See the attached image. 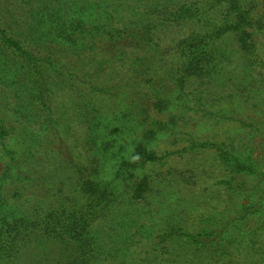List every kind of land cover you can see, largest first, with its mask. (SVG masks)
Here are the masks:
<instances>
[{
	"label": "trees",
	"instance_id": "obj_1",
	"mask_svg": "<svg viewBox=\"0 0 264 264\" xmlns=\"http://www.w3.org/2000/svg\"><path fill=\"white\" fill-rule=\"evenodd\" d=\"M17 1L23 9L21 17L6 19L5 7H0V92L13 98L8 110L11 122L6 114H0V159H5L0 173V259L13 260L29 243H38V236L59 242L69 250L70 260L65 264H101L111 257H123L136 241L135 236L132 239L126 234L143 232V224L136 218L143 207L139 205L134 215L125 216L119 224L112 223L111 213L153 191L146 167L169 154L159 155L151 147L156 136L175 132L177 120L184 118L187 111L206 118L228 119L230 112L237 114L235 104L241 107L250 100L264 102V87L255 78L258 67L264 68L259 42V35L264 33V16L256 15L255 0H209L208 9L210 5L226 8L223 23L210 30V22L198 17L194 2L180 5L171 14L172 21H195L204 30L192 29L172 44L179 63L167 68L162 60L164 49L159 40H154V24L148 20L115 21L111 7L102 8L96 0ZM227 33L235 38L237 52L245 56V67L253 73L244 75L250 79L240 78L236 94L222 97L230 101L229 110L216 104L218 98L210 99L205 94L210 83L232 79L230 72V79H223V70L234 63L235 51L218 52L210 47L215 38ZM51 44L67 47L63 49L74 54V59L62 56V50L54 52ZM128 45L147 57L134 56L133 68L117 84L104 78L110 59L95 62L86 58L104 47L114 51L113 59L124 63L128 57L123 46ZM73 62L77 63L75 68ZM94 62L96 66H91ZM84 66L88 68L86 72L81 71ZM56 90H65L83 107L82 143L75 139L71 144L60 124L52 102ZM160 114L166 119L156 116ZM16 122L25 126L26 136L41 143L48 141V146L56 144L67 155L65 164L73 174V200L57 195L63 188L58 182L60 191L54 190L52 198L43 200L40 212L34 215L24 216L13 204L22 196L19 184L28 179L21 153L11 145L25 137ZM257 123L252 124V131L257 130ZM197 141L192 140L190 146L214 147L231 175L240 174L245 179L244 176L263 174L251 153L238 150V144L229 148L218 142ZM233 176L226 182L228 190ZM236 185L245 186V182L236 181ZM200 220L195 233L176 226L165 228L154 248L159 242L165 244L170 235H179L186 239L181 244L186 249L192 246L197 251L214 252V246L227 241L232 225L223 222L220 212L208 213ZM100 236L109 240L106 247L100 244ZM243 240L237 237L233 242L242 244ZM224 252L218 256H225ZM180 255L177 263L185 264L184 255Z\"/></svg>",
	"mask_w": 264,
	"mask_h": 264
},
{
	"label": "rangeland",
	"instance_id": "obj_2",
	"mask_svg": "<svg viewBox=\"0 0 264 264\" xmlns=\"http://www.w3.org/2000/svg\"><path fill=\"white\" fill-rule=\"evenodd\" d=\"M96 1L102 8L111 7L110 11L113 12L112 16L116 18L115 21L122 18L121 21L127 23L139 20L152 22V25L154 24V40H159L164 49L162 60L165 61L167 68L179 63L172 44L192 29L204 30V28L199 29V24L194 23L195 21L173 22L171 14L180 5L194 2L199 10L198 17L210 22V30H213L223 23L226 9L223 5H210V9H208L209 0ZM255 4L256 15L264 16V0H255ZM1 6L5 7L4 16L6 19L20 16V11L23 10L20 9L21 6L17 0H0ZM259 42L264 57V33L259 35ZM52 45L55 47H53L54 52L62 50V56L70 58L71 61L74 59V54L71 55L70 52L63 49L67 47L62 45L56 47L54 44L50 46ZM46 47L48 48V45ZM210 47L218 52L235 51L234 63L223 70V79H230L229 72L232 79L228 82L226 80L212 82L206 86L208 90L205 92L210 99L218 98L220 101L216 104L221 108L229 110L230 101L222 97L232 92L236 94L240 78L249 73L251 76L253 73L245 67L243 62L245 56L237 52L238 44L233 35L227 33L215 38ZM123 48H125V56L128 57L124 63L123 60L113 59L114 51L104 47H98L86 58L91 57L95 59V62L96 60L107 62L110 59L108 74L104 78H110L112 84H117L126 78V71L133 68L134 56H145L140 50L130 45L123 46ZM95 62L91 66H96ZM76 65L77 63H72L74 68ZM87 70L88 68L86 69L85 66L81 69L83 72ZM257 71L258 75L255 76L254 72V76L260 79V85L264 87V79H262L264 68L258 67ZM250 76H246L244 79L252 78ZM233 100L235 101L236 97ZM52 102L62 128L68 132L69 142L73 144L77 139L82 143L85 133L83 130L81 131L83 124L80 109L82 108L83 111V107H80V102L71 98L65 90L54 91ZM12 103L13 98L7 97L5 92L1 91L0 114H6L10 122L8 110ZM125 103L126 101L123 105ZM243 104L241 107L235 104L233 109H236L237 114L230 112L228 119L213 116L206 118L199 113L195 114L192 110L187 111L184 113V118L181 117L177 120L175 132H160L156 136L151 147L159 155L165 152H169V154L162 160L146 167L145 172L150 176L153 191L148 192L144 198L129 202L127 208H121L117 212L111 213L114 220L112 223L119 224L125 216L134 215V209L140 205L143 210L136 218H139L138 222L143 224V232L139 234L134 231L127 233L126 236H130L132 239L135 236L134 240L136 241L132 248L123 257H111L108 261H101V264H181L177 263L181 253L184 255L185 264H264V102H258V105L250 100ZM156 116L166 119L163 114ZM256 123L257 130L252 131L251 126ZM15 125L16 127L20 126L18 130L25 137H22L23 139L18 143L12 142L11 145L21 153L25 175L28 177L27 181L19 184L22 188L21 198L12 201L16 208L24 216L40 212L42 201L53 197L58 182H61L60 186L63 184V188H60L61 193H57V195L68 201L73 200L70 196V194L72 196L75 194L74 184L71 183L73 174L65 164L67 155L56 144L48 146V141L41 143L37 138L26 136L25 126H21V122H16ZM192 140L218 142L228 145L229 148L234 146V143L238 144V150L251 153V157L257 162L259 172L263 174L244 176L245 179L240 174L233 176L221 162L219 152L214 147H191ZM77 150L74 149V151ZM4 162L5 159H0V173L4 168ZM232 176L234 177L233 185L228 190L226 182ZM30 180H34V182ZM236 181L245 182V186H237ZM217 212L221 213L223 222L231 223L232 226L226 234L227 241L219 242L222 244L218 247L214 246V252H210V250L197 251L192 246L186 249L181 245L184 243L182 241L186 239L179 235H170L166 238L165 244L159 242L154 248L158 235L165 228L176 226L182 228L186 233H195L201 225V216ZM101 228L102 226H100ZM110 237L117 238V235ZM237 237L244 239L242 244L233 242ZM99 239L101 245L104 247L108 245L109 240L106 236H100ZM35 240L38 243H29L11 261L0 259V264H65L70 260L69 250L63 248L61 243L48 242V238L44 236L41 238L38 236ZM222 250H225L226 255L218 256ZM165 251H170L171 254H165Z\"/></svg>",
	"mask_w": 264,
	"mask_h": 264
}]
</instances>
